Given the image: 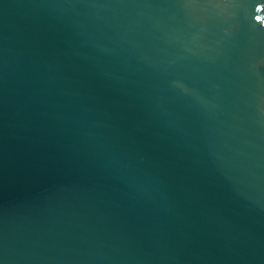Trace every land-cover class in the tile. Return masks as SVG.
I'll return each mask as SVG.
<instances>
[{
    "label": "water",
    "instance_id": "1",
    "mask_svg": "<svg viewBox=\"0 0 264 264\" xmlns=\"http://www.w3.org/2000/svg\"><path fill=\"white\" fill-rule=\"evenodd\" d=\"M0 264H264V0H0Z\"/></svg>",
    "mask_w": 264,
    "mask_h": 264
}]
</instances>
